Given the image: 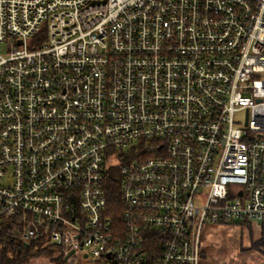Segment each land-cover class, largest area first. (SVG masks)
<instances>
[{
    "label": "built area",
    "instance_id": "obj_1",
    "mask_svg": "<svg viewBox=\"0 0 264 264\" xmlns=\"http://www.w3.org/2000/svg\"><path fill=\"white\" fill-rule=\"evenodd\" d=\"M0 46V240L201 264L264 223V0H0Z\"/></svg>",
    "mask_w": 264,
    "mask_h": 264
},
{
    "label": "rangeland",
    "instance_id": "obj_2",
    "mask_svg": "<svg viewBox=\"0 0 264 264\" xmlns=\"http://www.w3.org/2000/svg\"><path fill=\"white\" fill-rule=\"evenodd\" d=\"M6 47L0 46V52L6 53ZM243 114V113H242ZM127 147L124 151H128ZM118 176L120 171L116 170ZM261 226L244 222L204 224L200 241L202 245L201 264H264V253L253 248L260 238ZM53 257H57L53 255ZM50 258L39 257L27 264H49Z\"/></svg>",
    "mask_w": 264,
    "mask_h": 264
},
{
    "label": "trees",
    "instance_id": "obj_3",
    "mask_svg": "<svg viewBox=\"0 0 264 264\" xmlns=\"http://www.w3.org/2000/svg\"><path fill=\"white\" fill-rule=\"evenodd\" d=\"M106 190L109 197V205L115 213V222L120 221L121 188L120 178L115 168L107 172ZM251 227V222H244ZM157 235V233H154ZM253 248L264 253V223L261 224L260 238L254 242ZM59 249L53 245L43 246L41 241H34L29 246L18 238L3 232L0 240V264H27L39 257L50 258L49 264H62L60 257H53Z\"/></svg>",
    "mask_w": 264,
    "mask_h": 264
},
{
    "label": "crops",
    "instance_id": "obj_4",
    "mask_svg": "<svg viewBox=\"0 0 264 264\" xmlns=\"http://www.w3.org/2000/svg\"><path fill=\"white\" fill-rule=\"evenodd\" d=\"M260 226V225H259Z\"/></svg>",
    "mask_w": 264,
    "mask_h": 264
}]
</instances>
